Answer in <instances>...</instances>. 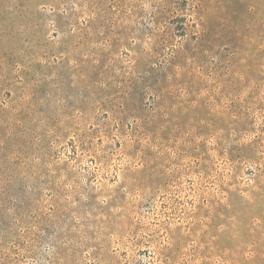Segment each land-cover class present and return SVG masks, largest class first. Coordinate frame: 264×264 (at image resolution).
<instances>
[{
    "label": "rangeland",
    "instance_id": "obj_1",
    "mask_svg": "<svg viewBox=\"0 0 264 264\" xmlns=\"http://www.w3.org/2000/svg\"><path fill=\"white\" fill-rule=\"evenodd\" d=\"M0 264H264V0H0Z\"/></svg>",
    "mask_w": 264,
    "mask_h": 264
}]
</instances>
